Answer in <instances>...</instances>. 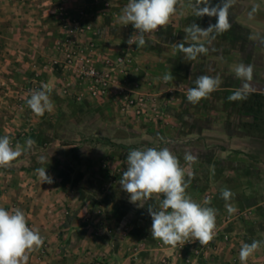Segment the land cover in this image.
Instances as JSON below:
<instances>
[{"label": "rangeland", "instance_id": "obj_1", "mask_svg": "<svg viewBox=\"0 0 264 264\" xmlns=\"http://www.w3.org/2000/svg\"><path fill=\"white\" fill-rule=\"evenodd\" d=\"M127 2L0 0V54L5 55L0 61V136L8 135L13 145L23 146L28 138L36 141L10 169H1L8 176L6 208L64 215L78 211L87 218L93 215L97 226L105 223L101 214L114 213L116 207L125 213L148 212L131 203L119 185L126 156L132 149L168 147L186 172L193 173L187 192L198 203L207 198L218 209L214 198L223 188L261 203L232 215L226 211L222 217L218 209L212 242L175 247L187 251L182 263H195L200 257L203 264H217L215 251H233L232 243L242 238L240 228L258 220L264 225V121L257 132L260 138H246L247 125L242 124L251 118L239 111L243 99H228L244 83L233 71L240 63L253 67L248 90H264V0H233L231 28L213 33L210 43L201 41L208 52L200 54L197 68L185 74L177 68L180 59L170 67L174 49L164 43L185 36L180 23L146 35L144 47L129 46L135 30L119 22ZM220 3L209 0L210 7ZM178 5L187 11L204 7L196 0H179ZM254 5L259 8L249 18ZM203 18L202 28L216 23L215 17ZM90 69L95 71L91 78L85 74ZM166 73L174 77L167 83ZM201 75L219 76L222 83L194 105L187 101L186 91ZM42 82L54 88V107L38 116L26 99ZM232 150L239 152H228ZM186 152L198 158L190 168L184 161ZM40 167L47 168L53 183L41 182L35 173ZM119 200L127 201L118 205ZM156 242L161 248L163 244ZM167 257L160 255L156 264L169 263Z\"/></svg>", "mask_w": 264, "mask_h": 264}, {"label": "clouds", "instance_id": "obj_2", "mask_svg": "<svg viewBox=\"0 0 264 264\" xmlns=\"http://www.w3.org/2000/svg\"><path fill=\"white\" fill-rule=\"evenodd\" d=\"M197 17L210 16L216 18L215 24L202 28L193 22L185 28V36L177 44L178 51L186 59L195 60L200 54H206L208 47L201 41L211 42L215 38L213 33H222L231 28L229 22V8L233 0H221L215 7L209 6V0H196ZM179 0H128L119 14V22L135 30L127 40L129 46L135 44L137 48L147 43L145 37L161 28L166 27L170 19L177 12ZM254 5L249 18L258 10ZM191 41V43L186 42ZM237 79L244 81L241 89H237L228 97L230 101L242 100L249 89L247 81L253 78V67L243 63L233 68ZM174 79L171 73L163 76L165 83ZM222 81L219 76L201 75L194 81L195 86L186 91V99L191 104H198L207 99L220 88ZM54 91L50 83L42 82L38 90H32L26 99L28 108L36 115L43 116L53 110L51 99ZM36 143L31 138L13 145L8 135L0 136V169H10L24 151L30 150ZM197 157L191 153L184 154V161L190 168L197 162ZM43 163V159L41 160ZM126 170L123 171L119 185L129 195L130 202L140 207L147 205L151 216V237L165 246H183L189 242L198 241L200 245H208L214 240L217 227L218 209L210 206V199L198 203L187 192L193 173L181 165L180 159L168 147H147L132 149L126 156ZM47 168L35 169L41 182L51 184L53 179L48 175ZM233 193L230 189L220 191L225 201V208L229 215L237 209L229 202ZM162 197V199H161ZM151 200H158V204H149ZM45 242L39 229L30 227L25 212L20 208L6 210L0 207V264H28L32 252L39 250ZM264 241L252 240L243 243L239 251L240 264H247Z\"/></svg>", "mask_w": 264, "mask_h": 264}, {"label": "crops", "instance_id": "obj_3", "mask_svg": "<svg viewBox=\"0 0 264 264\" xmlns=\"http://www.w3.org/2000/svg\"><path fill=\"white\" fill-rule=\"evenodd\" d=\"M184 7L178 5L177 12L171 17L169 24L175 26L180 23L179 25L183 32L193 22L203 27V16L200 19V17L196 16L194 10L190 9L187 11ZM183 38L179 36L170 37L164 43L167 48L170 47V50L173 51L174 49V52L170 54L172 56L169 60L170 67L174 69L178 59H180V64L177 65V68L181 69L182 73L185 74L189 73L194 66L197 68L199 58L195 59L196 63L191 62L185 58L182 52L174 48V45L181 43ZM187 43H191V41ZM4 57V54H0V61ZM251 93L264 94V90H248L245 98L240 103L239 111L251 118L248 123L242 124L245 127L247 125L245 137L260 138L257 132L261 131L259 126L264 121V110L255 119L251 113H246L243 110V103ZM200 134L203 135L204 132L200 131ZM97 141L104 142L103 139H97ZM106 144L115 146L110 141H106ZM228 152L238 153L239 151L232 150ZM7 188V173L0 169V207H4L6 210H8L5 205L8 202ZM108 198L106 197V200H110ZM120 200L123 199L120 198ZM120 200L118 201V205L121 202L126 203L127 201ZM229 202L237 210L254 208L261 204L257 198L246 196L243 193L233 195ZM148 203L155 204L153 200ZM214 203L219 209V215L222 217V213H225L227 210L225 208V201L221 198L220 194L214 198ZM211 204L213 203L211 202ZM146 208L147 205L141 207L142 210H146ZM122 210L116 207L114 213L109 211L103 212L100 219L105 223L102 222L99 226L92 222L95 220L93 215L92 217L88 215L89 217L87 218L84 217L83 212L78 211L67 215L55 211L43 212L44 210L41 212H25L30 227L39 229L46 243L45 251L42 252L40 248L30 254L28 264H156V258L160 255L163 256L165 253L169 260V263L166 264H185L182 263L181 258L185 257L184 254H187L186 249L177 250L171 246L162 245L161 248L157 246L156 240L151 237L150 229L152 221L148 212L133 211L125 213ZM258 221L254 222L252 226H244L238 232L236 231L242 238L238 237L236 239L237 243H232L235 247L233 251L227 248L216 250L215 262L217 264H240L239 250L243 243H250L252 240L264 241V225L260 220ZM126 225H128L127 229L129 232L123 233V236H121ZM255 228H259L260 231H255L258 230ZM252 229L255 231L254 233H252ZM99 255L104 257V260H101ZM263 255L264 246L248 259L247 264H264ZM199 259L200 257H197L195 263L191 264H203Z\"/></svg>", "mask_w": 264, "mask_h": 264}, {"label": "trees", "instance_id": "obj_4", "mask_svg": "<svg viewBox=\"0 0 264 264\" xmlns=\"http://www.w3.org/2000/svg\"><path fill=\"white\" fill-rule=\"evenodd\" d=\"M264 108V94L251 93L243 103V110L246 113H251L253 118L260 116Z\"/></svg>", "mask_w": 264, "mask_h": 264}, {"label": "built area", "instance_id": "obj_5", "mask_svg": "<svg viewBox=\"0 0 264 264\" xmlns=\"http://www.w3.org/2000/svg\"><path fill=\"white\" fill-rule=\"evenodd\" d=\"M85 74L91 78L95 74V71L93 69H90V70L86 71ZM45 249H46V243L44 242V245L41 247V251L43 252V251H45ZM196 253H198V251H196Z\"/></svg>", "mask_w": 264, "mask_h": 264}]
</instances>
